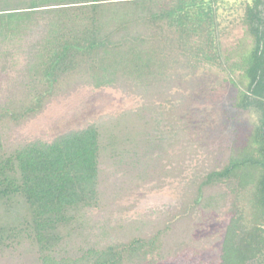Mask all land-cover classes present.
<instances>
[{
	"label": "trees",
	"instance_id": "1",
	"mask_svg": "<svg viewBox=\"0 0 264 264\" xmlns=\"http://www.w3.org/2000/svg\"><path fill=\"white\" fill-rule=\"evenodd\" d=\"M226 1L0 0V264H153L169 254L173 224L230 198L218 264H264V0H239L251 41L234 58L219 39ZM201 67L242 87L235 106L256 116L249 135L224 162L194 172L169 222L120 226L113 204L123 177L138 187L183 176L187 155L205 146L187 107ZM80 85L141 102L50 141L13 138L51 98ZM168 143L179 144L177 154Z\"/></svg>",
	"mask_w": 264,
	"mask_h": 264
},
{
	"label": "rangeland",
	"instance_id": "2",
	"mask_svg": "<svg viewBox=\"0 0 264 264\" xmlns=\"http://www.w3.org/2000/svg\"><path fill=\"white\" fill-rule=\"evenodd\" d=\"M226 4L220 9L222 29L219 39L223 54L234 58L250 45L251 40L241 23L240 1L229 0ZM198 74L200 81L197 87L200 91L188 95L190 101L187 107L188 117L196 126L198 139L205 146L199 149L198 154L187 155L183 176L158 175V180L151 179L138 187L135 178L121 177L127 188L113 204V218H117L120 226L132 223L153 227L173 219L178 209L182 208L181 200L188 189L187 181L194 172L202 164L213 160L224 162L231 150L249 135L256 116L250 110L235 106L237 89L242 87L238 83L233 84L231 77L215 67H201ZM239 77L238 73L232 76L234 80ZM172 84V94L177 93L179 87ZM194 86L192 84L191 87ZM5 87L3 84L2 88ZM169 99L166 97L163 100L166 102ZM140 102L139 97L115 88L80 85L51 98L41 113L17 127L13 138L50 141L60 133L83 128L101 116L117 115L134 109ZM171 104L167 109H170ZM172 113L173 109H170L168 118L176 117ZM191 141L195 148L198 142L194 135ZM166 148L175 155L179 151V144L171 148L168 143L163 149ZM161 161L166 163L167 159L162 157ZM119 176L120 173H116V178ZM231 200L214 211L196 208L188 218L173 224L167 243L171 247L169 254L166 259L153 264H218L221 238L230 217L228 207ZM181 241L185 243L177 250L176 244Z\"/></svg>",
	"mask_w": 264,
	"mask_h": 264
}]
</instances>
